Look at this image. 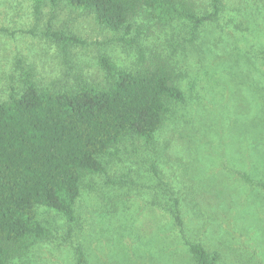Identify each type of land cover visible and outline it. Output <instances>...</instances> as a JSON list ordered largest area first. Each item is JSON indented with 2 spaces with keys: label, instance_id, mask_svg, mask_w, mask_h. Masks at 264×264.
Segmentation results:
<instances>
[{
  "label": "rangeland",
  "instance_id": "rangeland-1",
  "mask_svg": "<svg viewBox=\"0 0 264 264\" xmlns=\"http://www.w3.org/2000/svg\"><path fill=\"white\" fill-rule=\"evenodd\" d=\"M183 22L149 21L150 32L124 34L64 1L36 11L33 0H0V100L27 79L56 90L103 81V54L126 69L136 68L141 52L170 56L185 73L179 86L186 100L174 104L166 133L151 147L139 139L112 147L103 155L105 171L85 178L74 230L41 208L55 241L11 264H76L80 242L88 264H197L161 208L174 197L186 235L225 250L222 263L236 255L243 264H264V7H223L193 41ZM54 32L78 40H58ZM171 135L182 145H168ZM154 158L163 180L152 170Z\"/></svg>",
  "mask_w": 264,
  "mask_h": 264
},
{
  "label": "trees",
  "instance_id": "trees-1",
  "mask_svg": "<svg viewBox=\"0 0 264 264\" xmlns=\"http://www.w3.org/2000/svg\"><path fill=\"white\" fill-rule=\"evenodd\" d=\"M60 1L93 13L102 27L124 34L133 28L139 34L150 32L149 21L162 25L184 21L190 41L206 23L219 19L223 7L252 11L264 7V0H33V7L39 11L45 2ZM52 36L78 40L58 32ZM99 61L103 81L84 79L77 87L56 90L27 79L21 91L12 90L0 100V264L24 262L35 246L55 241L53 222L45 220L41 208L55 210L71 233L78 225L76 202L88 185L85 178L106 169L103 155L126 140L139 139L151 147L158 134L166 133L164 125L174 104L186 100L179 86L185 73L170 56L146 57L141 52L135 69L118 66L107 54ZM171 138L166 139L168 145H182ZM166 155L169 161L176 159ZM157 158L150 163L161 176ZM243 176L253 181L247 173ZM153 199L155 205L158 198ZM163 206L171 213L174 237L197 264H224L225 250L186 235L179 197ZM58 225L54 224L56 230ZM80 244L76 264H88L87 250ZM230 257L229 264L245 262L240 256Z\"/></svg>",
  "mask_w": 264,
  "mask_h": 264
}]
</instances>
